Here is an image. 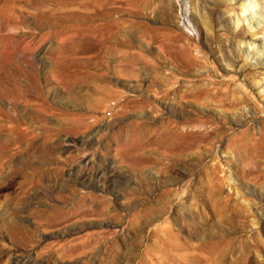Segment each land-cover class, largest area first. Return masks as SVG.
Here are the masks:
<instances>
[{
    "label": "rangeland",
    "instance_id": "rangeland-1",
    "mask_svg": "<svg viewBox=\"0 0 264 264\" xmlns=\"http://www.w3.org/2000/svg\"><path fill=\"white\" fill-rule=\"evenodd\" d=\"M255 1L0 0V264H264Z\"/></svg>",
    "mask_w": 264,
    "mask_h": 264
},
{
    "label": "bare ground",
    "instance_id": "bare-ground-1",
    "mask_svg": "<svg viewBox=\"0 0 264 264\" xmlns=\"http://www.w3.org/2000/svg\"><path fill=\"white\" fill-rule=\"evenodd\" d=\"M258 2H256L255 0H244V3H242V14H243V16H245L244 18L246 19V20H248V19H250V18H248L247 17V15L249 16V15H251V18L253 17L254 18V16L255 15H257V14H259L260 13V11L258 10L259 9V6H258V4H257ZM241 7V6H240ZM183 18H187L186 17V15L184 14V16H182ZM4 19V18H3ZM251 20V19H250ZM256 22H257V24L260 22L259 20L257 21L256 20ZM250 24V23H249ZM250 27H252V25L250 24L249 25ZM264 40V39H263ZM257 44V43H256ZM253 46V48H257L255 45H254V41H253V43H248V46ZM263 48H264V41H263ZM93 77V76H92ZM85 81V80H84ZM83 81V82H84ZM90 81V80H89ZM87 82H88V80H87ZM91 82V81H90ZM80 83V82H79ZM94 86V85H93ZM96 86V85H95ZM103 92V91H102ZM100 93V92H99ZM111 93V92H110ZM109 93V94H110ZM105 95H107V93H104ZM203 127V124H200V125H195V127H196V129H197V127ZM174 127L176 128V131H178V129H179V127L180 126H178L177 124H175L174 125ZM199 129V128H198ZM175 131V132H176ZM197 131V130H196ZM199 131V130H198ZM213 131V129H211L210 130V132H212ZM187 133V132H186ZM177 134V133H176ZM174 135V134H173ZM179 137V135H177V138ZM175 138V137H174ZM180 140V139H179ZM183 141V140H182ZM185 142V141H184ZM171 143V142H170ZM172 143H173V141H172ZM171 143V144H172ZM144 144V143H143ZM175 144V143H174ZM179 144V143H178ZM177 145V144H176ZM138 146H139V144H138ZM137 146V148H135V149H133V151H138V150H140V147H138ZM6 148L8 149V146H6ZM143 149V148H142ZM127 150H129V149H127ZM2 151V150H1ZM129 151H131V150H129ZM6 153V152H5ZM12 153V152H11ZM132 153V152H131ZM134 153V152H133ZM12 156V155H11ZM4 162V161H3ZM2 167V166H1ZM231 175V174H230ZM23 176V175H22ZM8 178V177H7ZM10 178V177H9ZM18 186H19V184H18Z\"/></svg>",
    "mask_w": 264,
    "mask_h": 264
},
{
    "label": "built area",
    "instance_id": "built-area-1",
    "mask_svg": "<svg viewBox=\"0 0 264 264\" xmlns=\"http://www.w3.org/2000/svg\"><path fill=\"white\" fill-rule=\"evenodd\" d=\"M181 19V25L187 29L189 31V34H194L195 30L193 28V26L189 23V21L187 20V18H183L182 16H180Z\"/></svg>",
    "mask_w": 264,
    "mask_h": 264
}]
</instances>
